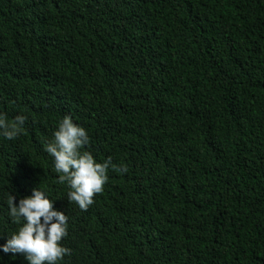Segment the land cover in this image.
Returning <instances> with one entry per match:
<instances>
[{
	"label": "trees",
	"instance_id": "trees-1",
	"mask_svg": "<svg viewBox=\"0 0 264 264\" xmlns=\"http://www.w3.org/2000/svg\"><path fill=\"white\" fill-rule=\"evenodd\" d=\"M0 114V194L65 214L57 264H264V0H0ZM64 116L126 168L85 209L44 151Z\"/></svg>",
	"mask_w": 264,
	"mask_h": 264
},
{
	"label": "clouds",
	"instance_id": "clouds-1",
	"mask_svg": "<svg viewBox=\"0 0 264 264\" xmlns=\"http://www.w3.org/2000/svg\"><path fill=\"white\" fill-rule=\"evenodd\" d=\"M25 117L17 115L9 121L0 114V136L12 140L24 129ZM89 142L86 130L74 123L70 116L59 120L52 139L44 144V151L52 157L53 170L58 183L66 184L69 201L85 209L92 203L94 194L102 191L107 171H126L123 164L117 166L111 158L102 163L83 147ZM0 199L7 206V216L12 223H21L10 237H0V258L6 255H23L26 264H57L70 249L60 244L66 236L67 217L54 208L45 191L33 187L30 195L5 190Z\"/></svg>",
	"mask_w": 264,
	"mask_h": 264
}]
</instances>
